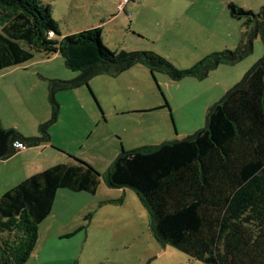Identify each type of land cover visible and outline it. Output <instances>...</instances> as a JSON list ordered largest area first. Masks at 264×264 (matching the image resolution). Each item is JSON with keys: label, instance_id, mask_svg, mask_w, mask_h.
Segmentation results:
<instances>
[{"label": "rangeland", "instance_id": "1", "mask_svg": "<svg viewBox=\"0 0 264 264\" xmlns=\"http://www.w3.org/2000/svg\"><path fill=\"white\" fill-rule=\"evenodd\" d=\"M41 1L51 6L62 37L101 27L102 42L110 50H150L178 69L190 68L211 53L233 50L251 34L252 25L231 16L228 4L254 14L264 6V0H131L126 12L118 13L119 0ZM263 54L256 35L248 56L218 65L202 80H173L135 64L115 77H92L89 88L58 92L49 142L26 146L19 165L25 159L33 168L50 167L78 158L101 174V182L94 194L57 190L25 264H202L158 242L135 191L109 186L106 173L122 149L182 139L202 128L208 108ZM35 72L45 77L39 80ZM77 74L66 68L60 53L47 58L34 52L30 60L0 70L3 127L24 137L40 135L39 125L51 116L48 79ZM19 165L14 168L15 159L9 164L0 160V196L19 182Z\"/></svg>", "mask_w": 264, "mask_h": 264}, {"label": "trees", "instance_id": "2", "mask_svg": "<svg viewBox=\"0 0 264 264\" xmlns=\"http://www.w3.org/2000/svg\"><path fill=\"white\" fill-rule=\"evenodd\" d=\"M228 8L231 16L252 25L251 34L233 50L211 53L190 68L178 69L150 50H110L102 42L101 27L61 37L51 6L41 0H0V70L38 52L47 58L60 53L66 68L78 72L71 79H48L51 116L39 125L40 135L24 137L0 122V160L13 156L18 143L30 147L49 142L48 128L59 110L55 95L82 85L89 88L94 76L115 77L142 64L173 80H202L218 65L248 56L254 36L264 45V6L256 14L232 3ZM100 178L90 164L73 158L6 190L0 196V264L26 263L57 190L94 194ZM106 180L109 186L135 191L158 242L202 264H264V54L208 108L202 128L182 139L122 149Z\"/></svg>", "mask_w": 264, "mask_h": 264}, {"label": "crops", "instance_id": "3", "mask_svg": "<svg viewBox=\"0 0 264 264\" xmlns=\"http://www.w3.org/2000/svg\"><path fill=\"white\" fill-rule=\"evenodd\" d=\"M35 75H36V78H39V80H42V78L45 77V76H42V75H44V72H43V74L42 73L40 74L38 72H35ZM40 87H41V85H40ZM40 87H39V89H40ZM45 147H46V145H45ZM20 150H24V151H21L20 152ZM26 153H28V150H26V148L25 149H18V151L13 156L9 157L8 159L3 160V162L5 164H9L12 160L15 159V167L14 168H17L18 165H19L18 158H23L22 157L23 154H26ZM19 166H22L23 167V168L21 167L22 170H23L21 173H23V175L22 176H19V178H18L19 180L18 181H20V180H22V179H24V178L32 175L35 172L41 171V169H45V167H47V166H44V164H42L41 168H40V166H37L36 168H33V167H31V165H28V161L25 160V159H24V162H22V164L19 165Z\"/></svg>", "mask_w": 264, "mask_h": 264}, {"label": "built area", "instance_id": "4", "mask_svg": "<svg viewBox=\"0 0 264 264\" xmlns=\"http://www.w3.org/2000/svg\"><path fill=\"white\" fill-rule=\"evenodd\" d=\"M129 1H131V0H119V2H118V4H117V7H116V9H117V12L119 13V12H126V5L129 3ZM51 36H52V34H51ZM17 147L19 148V149H24L25 147L22 145V144H20V143H18L17 144Z\"/></svg>", "mask_w": 264, "mask_h": 264}]
</instances>
